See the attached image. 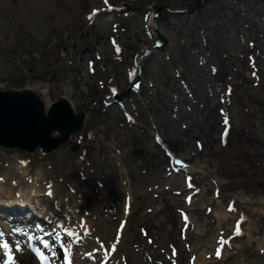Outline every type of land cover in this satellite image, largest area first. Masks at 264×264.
Listing matches in <instances>:
<instances>
[{
  "label": "rangeland",
  "instance_id": "obj_1",
  "mask_svg": "<svg viewBox=\"0 0 264 264\" xmlns=\"http://www.w3.org/2000/svg\"><path fill=\"white\" fill-rule=\"evenodd\" d=\"M110 1L121 11L125 5L122 13L128 15L104 13L100 0H0V88L6 91L22 79L47 108L66 98L80 112L91 98H105L109 84H117L121 95L129 91L131 64L116 69L108 39L115 31L124 50H152L142 65L141 93L122 98L135 123L125 120L116 107L110 110L109 120L91 118L89 131L102 146L97 145V152L84 164L60 151L54 167L42 159L32 164L34 168L20 170L21 155L0 150V177L7 184L0 183L25 191L37 182L42 191L51 190L52 196L40 199L42 210L57 215L52 205H59V210L70 213L67 227L74 233L70 242L77 244V261L97 249L89 259L108 255L110 264H172L176 261L173 242L179 239L184 245L180 227L189 220V253L179 247V264H188L192 253L204 264H264L260 253L264 250V148L258 147L264 144V0H212L190 15L176 12L189 0H162L165 8L151 26L155 38L165 39L158 51L152 49L146 33L144 13L157 11L159 0H143L148 9L141 13L132 10L129 0ZM83 3L100 11L93 21L87 19ZM119 21L129 23L127 33L114 28ZM81 28L74 38L73 31ZM64 35L66 49L50 54ZM33 46L40 52L31 56ZM93 59L97 70L98 64L103 66L96 74L89 66ZM252 62L257 64L250 69ZM187 65L194 95L183 90L179 78ZM212 66L223 70L225 82L212 73ZM242 77L258 82L244 88ZM99 83H104L102 89ZM147 111L152 116L146 124ZM158 134L166 150L158 145ZM172 165L182 171L173 173ZM189 175L197 188L191 187ZM217 188L222 196L215 199ZM231 200L247 223L242 236L233 239L234 249L215 262L216 237L231 236L237 212L221 222L214 214L225 209L228 213ZM183 211L189 216L183 218ZM15 257L17 264H36L25 253Z\"/></svg>",
  "mask_w": 264,
  "mask_h": 264
},
{
  "label": "water",
  "instance_id": "obj_2",
  "mask_svg": "<svg viewBox=\"0 0 264 264\" xmlns=\"http://www.w3.org/2000/svg\"><path fill=\"white\" fill-rule=\"evenodd\" d=\"M43 105L38 97L30 92L3 94L0 92V143L4 145H19L32 147L38 144L50 150L46 142V135L54 128L65 126L76 130L78 126L65 121L60 122V116L53 110L46 120ZM60 114L66 115V104L58 108ZM65 120H70L66 115Z\"/></svg>",
  "mask_w": 264,
  "mask_h": 264
},
{
  "label": "bare ground",
  "instance_id": "obj_3",
  "mask_svg": "<svg viewBox=\"0 0 264 264\" xmlns=\"http://www.w3.org/2000/svg\"><path fill=\"white\" fill-rule=\"evenodd\" d=\"M20 169V167H18ZM26 173H24L25 175ZM19 197V198H18ZM39 198H42L40 195V190H38V185L34 184L32 189L29 191H17V187L11 186L7 190H5L2 185L0 184V207H3L5 209H12L14 206L21 207L22 210H24V206L31 207L34 211L38 209L39 205ZM2 199H9L10 201H5V203H1ZM58 207V205H57ZM15 209V208H14ZM26 210V208H25ZM9 211H16L15 210H9ZM29 212V211H28ZM218 216L221 218L223 217L221 214ZM34 217V216H33ZM60 223V222H58ZM105 264V263H104ZM197 264H201V260L197 262Z\"/></svg>",
  "mask_w": 264,
  "mask_h": 264
},
{
  "label": "snow or ice",
  "instance_id": "obj_4",
  "mask_svg": "<svg viewBox=\"0 0 264 264\" xmlns=\"http://www.w3.org/2000/svg\"><path fill=\"white\" fill-rule=\"evenodd\" d=\"M177 164H180L181 162L179 160L175 161ZM49 196H52L53 194L51 192L48 193ZM230 211L233 209H229ZM242 223V222H241ZM236 234L240 235V227H239V223L237 224L236 227ZM68 236H73L74 233L68 232L67 233ZM3 239V233L0 232V240ZM219 243L221 245H226L229 244L230 241L224 239L223 237H221ZM44 248L47 249L49 247V245L44 242L43 244ZM0 249H3L6 253L7 256V264H17L16 262V257L13 255V246L9 244L8 241L4 240L2 243H0ZM16 251H21L20 248H16ZM33 251H35L36 255L40 258V260L43 262V264H48L46 257L44 255V253L42 251H40L39 249H33ZM217 256H219V252H217Z\"/></svg>",
  "mask_w": 264,
  "mask_h": 264
},
{
  "label": "trees",
  "instance_id": "obj_5",
  "mask_svg": "<svg viewBox=\"0 0 264 264\" xmlns=\"http://www.w3.org/2000/svg\"><path fill=\"white\" fill-rule=\"evenodd\" d=\"M16 82H19V81H16ZM21 84H23V82L16 83V84H15V85H13V86L20 88V87H22V85H21Z\"/></svg>",
  "mask_w": 264,
  "mask_h": 264
}]
</instances>
